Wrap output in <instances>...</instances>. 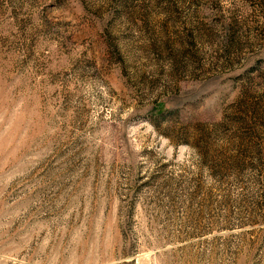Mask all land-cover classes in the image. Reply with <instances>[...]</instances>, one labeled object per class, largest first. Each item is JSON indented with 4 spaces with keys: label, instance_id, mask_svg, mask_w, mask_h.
Listing matches in <instances>:
<instances>
[{
    "label": "rangeland",
    "instance_id": "obj_1",
    "mask_svg": "<svg viewBox=\"0 0 264 264\" xmlns=\"http://www.w3.org/2000/svg\"><path fill=\"white\" fill-rule=\"evenodd\" d=\"M0 264H264V0H0Z\"/></svg>",
    "mask_w": 264,
    "mask_h": 264
}]
</instances>
